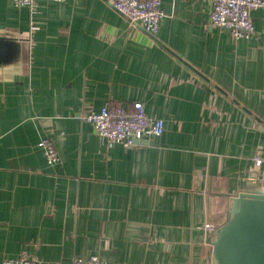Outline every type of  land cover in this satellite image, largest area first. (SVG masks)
<instances>
[{"label": "crops", "instance_id": "obj_1", "mask_svg": "<svg viewBox=\"0 0 264 264\" xmlns=\"http://www.w3.org/2000/svg\"><path fill=\"white\" fill-rule=\"evenodd\" d=\"M161 1L152 36L110 0L40 2L36 30L0 0V34L25 46L0 67V264H210L206 225L264 187V8L236 40L209 0ZM136 102L165 132L133 148L79 117Z\"/></svg>", "mask_w": 264, "mask_h": 264}, {"label": "built area", "instance_id": "obj_2", "mask_svg": "<svg viewBox=\"0 0 264 264\" xmlns=\"http://www.w3.org/2000/svg\"><path fill=\"white\" fill-rule=\"evenodd\" d=\"M17 7H28L31 12V28L36 30L35 16L37 7L43 1L65 2L67 0H13ZM212 5L210 22L231 34L236 40L249 38L255 33L252 12L264 8V0H209ZM111 5L121 13L133 29L143 28L155 36L160 27V21L165 16L161 0H110ZM80 119L91 124L102 138L110 145L121 144L126 148L144 145L152 138L165 132V122L151 117L142 103L136 102L132 107H112L107 103L99 112L84 110ZM49 164L59 162V155L54 142L44 138L39 143ZM258 166L262 164L256 158ZM206 228L214 230L207 224ZM5 264H40L33 256H22L7 259ZM72 264H104L98 256L87 259L76 258Z\"/></svg>", "mask_w": 264, "mask_h": 264}, {"label": "water", "instance_id": "obj_3", "mask_svg": "<svg viewBox=\"0 0 264 264\" xmlns=\"http://www.w3.org/2000/svg\"><path fill=\"white\" fill-rule=\"evenodd\" d=\"M25 53L21 40L0 34V67L18 63ZM208 236L210 264H264V187L232 197L212 220Z\"/></svg>", "mask_w": 264, "mask_h": 264}]
</instances>
